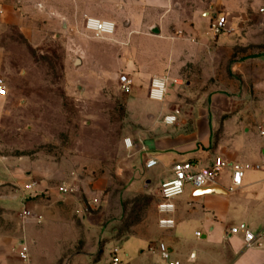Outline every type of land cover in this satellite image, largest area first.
Masks as SVG:
<instances>
[{
    "label": "crops",
    "instance_id": "0c3cea01",
    "mask_svg": "<svg viewBox=\"0 0 264 264\" xmlns=\"http://www.w3.org/2000/svg\"><path fill=\"white\" fill-rule=\"evenodd\" d=\"M205 1L0 0V73L4 71V39L17 30L32 36L30 25L40 18L58 17L70 27L84 25L86 17L114 21L116 32L101 40L118 54L114 74H127L134 82L127 104L130 120L145 125V131L127 137L133 145L126 149H137L134 175L144 173L151 188L159 192L176 161L190 160L197 169L208 167L215 156L229 163L263 164L264 101L251 102L249 112L241 99H230L225 93L182 100L169 87L166 95L172 97L149 98L155 76H165L171 87H179L181 80L175 77L188 64L203 60L202 68L210 70L209 34L216 12L208 10ZM168 115H176V121L167 123ZM149 157L156 158L158 166L146 169ZM231 174L232 169L226 168L216 185L203 189L188 184L175 201V228L161 230L156 223L153 235L134 234L122 240V264H162L154 249L158 241L168 244L181 264H264V242L248 248L241 233L231 232L235 227L258 231L264 226V169L246 170L242 185L233 191ZM54 192L48 193L47 205L31 201L33 216L28 219L22 214H0V264H111L108 253L114 241L98 240L89 251L82 249L75 238L83 234L75 224L77 217H84L76 214L82 205L72 201L73 195ZM18 203L16 208L22 205ZM93 230L85 228L87 233ZM21 241L29 246V262L19 256ZM126 249L138 250L128 254Z\"/></svg>",
    "mask_w": 264,
    "mask_h": 264
},
{
    "label": "rangeland",
    "instance_id": "374dc122",
    "mask_svg": "<svg viewBox=\"0 0 264 264\" xmlns=\"http://www.w3.org/2000/svg\"><path fill=\"white\" fill-rule=\"evenodd\" d=\"M205 3L229 17L232 30L210 31V70L202 68L203 60L188 64L175 77L179 87L170 83L169 90L182 100L225 93L250 112L251 102L264 101V0ZM54 18L32 22V36L17 30L3 41L0 76L9 88L0 96V214H23L31 201L47 205L49 192L73 185L70 198L81 203L76 214L85 217L75 222L83 229L75 236L78 245L89 251L98 240L114 241L111 249L119 247L123 257L122 240L157 231L159 192L144 173L134 175L137 149L124 143L145 125L130 120L134 90L121 92L114 48L84 25L70 27ZM92 227L94 232H85Z\"/></svg>",
    "mask_w": 264,
    "mask_h": 264
},
{
    "label": "built area",
    "instance_id": "2783aa9c",
    "mask_svg": "<svg viewBox=\"0 0 264 264\" xmlns=\"http://www.w3.org/2000/svg\"><path fill=\"white\" fill-rule=\"evenodd\" d=\"M84 26L93 35L95 39H103L113 35L116 32L117 25L114 21L104 20L95 17H86ZM211 30L215 35L224 34L232 30L228 17L218 13L211 22ZM119 86L121 92L125 95L132 93L134 82L127 74L119 75ZM169 78L165 76H155L151 80L149 98L155 101H163L166 97L169 87ZM8 93V86L3 77L0 76V96H5ZM176 115H168L164 117L167 123H174ZM264 135V129L261 130ZM126 147H132L131 139L124 140ZM159 162L154 157H149L145 161V168L152 169L158 166ZM230 167L232 169V187L230 190H235L240 187L243 182L245 171L250 168L264 169L263 164H240L229 163L222 156H215L211 164L203 169H197L195 164L190 160L176 161L172 166V176L163 181L159 188V201L157 203L158 227L161 230H172L176 226L174 218L176 212L175 201L180 198L188 184H191L196 189H203L216 185L221 173ZM59 192L64 195H73L76 187L73 185H60ZM33 216L30 210H25L22 214L24 219ZM232 233H241L243 235L244 244L248 248L259 247L264 242V226L253 231L247 227H235L231 229ZM199 235V233H198ZM159 252L162 264H181V262L173 257V251L168 244L163 241H158L154 248ZM119 247L111 250V264H122V258L119 255ZM19 256L23 261H30L29 246L25 241H21L18 246Z\"/></svg>",
    "mask_w": 264,
    "mask_h": 264
},
{
    "label": "water",
    "instance_id": "95a60500",
    "mask_svg": "<svg viewBox=\"0 0 264 264\" xmlns=\"http://www.w3.org/2000/svg\"><path fill=\"white\" fill-rule=\"evenodd\" d=\"M212 17L215 18L216 17V14H213Z\"/></svg>",
    "mask_w": 264,
    "mask_h": 264
}]
</instances>
